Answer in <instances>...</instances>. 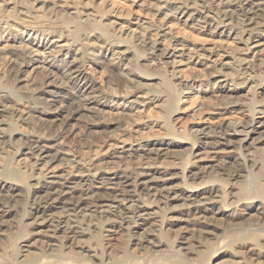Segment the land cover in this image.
Wrapping results in <instances>:
<instances>
[{"label":"bare ground","instance_id":"6f19581e","mask_svg":"<svg viewBox=\"0 0 264 264\" xmlns=\"http://www.w3.org/2000/svg\"><path fill=\"white\" fill-rule=\"evenodd\" d=\"M1 40L0 264H264V0H0Z\"/></svg>","mask_w":264,"mask_h":264},{"label":"rangeland","instance_id":"374dc122","mask_svg":"<svg viewBox=\"0 0 264 264\" xmlns=\"http://www.w3.org/2000/svg\"><path fill=\"white\" fill-rule=\"evenodd\" d=\"M3 42H4V40L0 41V43H1L0 46L3 44ZM200 67H203V66L201 65ZM95 72L97 73V69ZM96 75L98 76V73ZM48 89L57 90L56 86H53V87L46 86L45 90H48ZM258 90H264V84H262ZM244 94H245L244 91L240 90L239 95L243 96ZM47 113L48 114H45L44 116L47 117L48 119H52L54 114H56L57 112L52 110V111H48ZM87 113H91V111H88ZM198 113H199L198 114L199 116L197 115V117H192L188 113L187 114L183 113V114L174 115V119H175L174 123H175L176 127L188 128V127L196 126V125H207V124L213 123L219 119H224V120L225 119H233V118H236L239 116V113H237V112L228 111V112L222 113V112H220V110H208V109H203V110L199 111ZM255 116L259 117L260 113L256 114ZM243 117H244V115H243ZM85 123H89V122H87L86 119L81 117V116L76 118V120H74L72 128H71V133H70L71 135L69 138H67L65 140V145H66L65 148H68L67 146L70 147V145H71V147L73 149L77 146L79 141L84 139V136H82V132L80 131V127L82 125H84ZM153 129H158V128L155 126V127H153ZM109 130H111V131H109V134H112V133L115 135H116V133L120 134V132L118 130H115L114 128H110ZM122 137H126V136L121 135V138ZM89 140L93 144V146H91L90 148L83 146L81 151H85V150H93L94 151V149H96V146H102L100 138L90 137ZM77 154H79V153H77ZM17 158H19V157H17Z\"/></svg>","mask_w":264,"mask_h":264}]
</instances>
